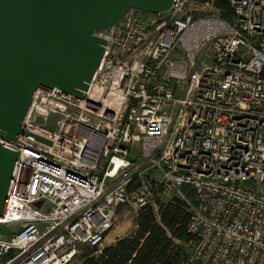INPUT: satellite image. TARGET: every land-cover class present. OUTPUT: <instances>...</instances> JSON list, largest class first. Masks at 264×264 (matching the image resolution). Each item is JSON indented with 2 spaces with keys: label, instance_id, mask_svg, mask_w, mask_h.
I'll use <instances>...</instances> for the list:
<instances>
[{
  "label": "built area",
  "instance_id": "obj_1",
  "mask_svg": "<svg viewBox=\"0 0 264 264\" xmlns=\"http://www.w3.org/2000/svg\"><path fill=\"white\" fill-rule=\"evenodd\" d=\"M129 7L82 96L37 88L0 225V264H69L100 251L121 208L181 200L180 264H264V0ZM42 137L45 142L34 137ZM193 197H189L187 191Z\"/></svg>",
  "mask_w": 264,
  "mask_h": 264
},
{
  "label": "water",
  "instance_id": "obj_2",
  "mask_svg": "<svg viewBox=\"0 0 264 264\" xmlns=\"http://www.w3.org/2000/svg\"><path fill=\"white\" fill-rule=\"evenodd\" d=\"M171 1L0 0V129L6 138L30 134L22 121L37 88L83 95L105 43L95 32L129 7L158 13ZM17 159V151L0 144V216Z\"/></svg>",
  "mask_w": 264,
  "mask_h": 264
},
{
  "label": "trees",
  "instance_id": "obj_3",
  "mask_svg": "<svg viewBox=\"0 0 264 264\" xmlns=\"http://www.w3.org/2000/svg\"><path fill=\"white\" fill-rule=\"evenodd\" d=\"M214 2L224 14H231L227 0ZM187 222L188 212L181 200L163 203L158 217L147 208L137 214L130 233L103 246L97 254L95 248L86 250L84 264H180L194 239Z\"/></svg>",
  "mask_w": 264,
  "mask_h": 264
},
{
  "label": "rangeland",
  "instance_id": "obj_4",
  "mask_svg": "<svg viewBox=\"0 0 264 264\" xmlns=\"http://www.w3.org/2000/svg\"><path fill=\"white\" fill-rule=\"evenodd\" d=\"M187 194L189 195V197H193L192 193L188 190ZM136 214L135 212L129 207L127 209L123 208L119 211V214L117 215V218L115 220V225L112 227V230H114L112 232L111 237L109 238H118L121 236H124L128 233H130L135 225H134V220L136 218ZM12 232V229L9 228V226L6 225H0V236H7ZM108 244H106V241H104L103 246H106ZM86 251V249L84 250V252ZM83 252V253H84ZM99 251L94 252V254H97ZM83 253L79 256H77L72 262H70L69 264H84V259H83Z\"/></svg>",
  "mask_w": 264,
  "mask_h": 264
},
{
  "label": "crops",
  "instance_id": "obj_5",
  "mask_svg": "<svg viewBox=\"0 0 264 264\" xmlns=\"http://www.w3.org/2000/svg\"><path fill=\"white\" fill-rule=\"evenodd\" d=\"M113 231H114V230H111V231L107 234V236H106V238H105L106 244H110V243L114 242V240H115L114 238H113V239H112V238H109V237H111Z\"/></svg>",
  "mask_w": 264,
  "mask_h": 264
}]
</instances>
